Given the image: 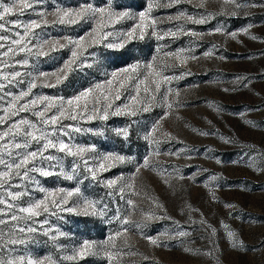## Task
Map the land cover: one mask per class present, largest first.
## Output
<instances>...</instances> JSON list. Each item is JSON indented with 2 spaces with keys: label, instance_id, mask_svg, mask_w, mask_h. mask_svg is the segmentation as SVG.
Here are the masks:
<instances>
[{
  "label": "rangeland",
  "instance_id": "obj_1",
  "mask_svg": "<svg viewBox=\"0 0 264 264\" xmlns=\"http://www.w3.org/2000/svg\"><path fill=\"white\" fill-rule=\"evenodd\" d=\"M81 2L83 0H59L61 6H76ZM90 2L100 4L101 0ZM262 2L264 0H252L255 4ZM115 3L122 7L130 6L134 11L147 10V0H115ZM45 7H52L50 0ZM222 7L232 9L233 4L224 5L223 0H203V4L202 0H182L174 7L154 10V16L164 17V21L158 24L159 29L175 31L177 27L183 26L195 31L197 35L177 32L175 38L166 36L164 40L159 41L155 37L146 36L143 41L136 40L129 45L136 59L142 64L152 62V57H157L158 64L169 66L168 75L188 73L170 83V87L179 90L178 96L173 94L168 97V101L174 104L172 109H167L163 104L157 106L154 101L148 112L131 118L136 123L132 126L133 135L127 142L111 133L106 139L77 135L78 143H94L99 153L114 152L130 158V162L117 164L109 171L98 174L99 180L122 177L121 183L134 185V190H125V199H132L136 208L128 217L130 223L126 227L130 231L117 240L118 247H122L125 241L127 247H123L124 254L114 264H264V169L259 167L264 164V7L246 8L245 14L237 16L223 15ZM179 10L194 16L211 13L212 17L205 24H193L183 18L178 21L168 20L167 14H179ZM27 11L28 14L21 19L37 18L31 10ZM11 18L16 19L15 16ZM134 23L132 20H124L116 24L115 28L128 29ZM221 25L225 26V34L212 31ZM93 26L81 22L76 25H50L37 31L45 32L50 37L76 38L85 35ZM246 28L247 32L243 31ZM231 32L236 33L235 37L226 34ZM253 36L256 39H252ZM162 45L167 47L158 51V46ZM188 48L193 49L197 58L190 59L185 64L165 55ZM209 49L214 50V55L203 56L202 53ZM89 51H103L109 55L108 72L119 71L132 62L116 59L119 53H111L99 47ZM69 57V49L65 48L47 57L29 59L30 65L36 64L41 71L51 73L59 69ZM24 58V53L15 57L17 60ZM15 70L23 73L31 71V67H17ZM140 71L143 72L144 69L141 68ZM236 77L241 79L237 80ZM245 77L247 86H243ZM105 79L104 69L72 71L68 79L55 88L38 86L33 90V97L47 95L54 98H71L82 89ZM25 87L26 84L19 85V89ZM19 89L10 87L7 91L17 92ZM122 92L125 97L135 94L128 90ZM126 102V99L116 101L118 104ZM216 107L221 110L216 111ZM257 108L259 111H248ZM51 111L54 109L50 110L49 114ZM21 116L36 119L30 112H22L13 119L18 120ZM157 122L159 127L154 136L162 141L161 155H153L152 147L143 139L146 132ZM98 123H85L82 126L96 127ZM129 123L128 117H113L108 121V126L120 127ZM4 128L6 129L7 125H4ZM202 132H210L212 135L203 136L200 134ZM225 140H231L232 143H225ZM177 150L179 158L167 154ZM241 153L245 156L242 157ZM248 154H252L254 163L245 159ZM189 155L191 158H188ZM146 158L149 159L150 167H142L137 173L138 163H142ZM181 175L183 179L179 178ZM212 175H215L217 180L210 182ZM38 178L49 189L63 187L71 190L79 186L85 196L110 203L113 210L117 206L122 210L128 208L119 197H108L109 190L97 181H92L90 176L81 185L57 177ZM209 183L215 187H206ZM42 195L39 192L33 193L35 198ZM212 196L215 199H212ZM72 199L75 200L76 197ZM114 199L117 203H112ZM156 200L166 209L165 217L147 221L145 227L136 229L132 222H142V213L155 211L157 214H163V210L155 206ZM226 204L232 207H225ZM111 215L110 211L109 216ZM62 216V220L56 216L49 217V220L53 229H60L69 234L58 241L64 245L63 250L58 249L52 241L39 236V243H28L27 247L16 246L17 255H51L53 258L70 255L73 246L81 244L84 240L104 244L108 236L120 227L118 222L107 223L96 216H77L69 213H63ZM205 218L218 230V235L211 238L215 241L211 255L203 254L211 247L207 239L208 233L203 231L200 225V221ZM174 222L183 226L189 234L184 237L158 235L174 231ZM229 229L235 232L241 245L235 249L227 237ZM145 237L157 238L164 246H153ZM185 249L194 251L185 252ZM62 264L74 262L63 261ZM78 264L109 262L100 255L89 256Z\"/></svg>",
  "mask_w": 264,
  "mask_h": 264
},
{
  "label": "snow or ice",
  "instance_id": "obj_2",
  "mask_svg": "<svg viewBox=\"0 0 264 264\" xmlns=\"http://www.w3.org/2000/svg\"><path fill=\"white\" fill-rule=\"evenodd\" d=\"M50 2L51 8L45 7L48 0H0V264H62L63 261L78 264L80 260L89 256L100 255H103L109 264H114L124 254L123 247H127L126 241L122 247H118L117 240L130 231L126 227L130 223L128 217L131 212L136 211V208L132 199H125V190H134V185L121 183L122 177L99 180L98 174L109 171L117 164L130 162V158L114 152L99 153L94 143H78L77 135L106 139L111 133L127 142L133 135L132 126L136 123L131 118L142 112H148L154 101L157 106L163 104L167 109H172L174 104L168 101V97L173 94L178 96L179 90L170 87V83L188 73L168 75L169 66L164 63L158 64L157 57H152V62L142 64L136 59L129 45L136 40L143 41L146 36L155 37L159 41L164 40L166 36L175 38L177 32L191 35H197V33L183 26L177 27L175 31L158 28V24L164 21V17L154 16L153 11L174 7L182 0H147V10L137 11L130 6L122 7L116 4L115 0H101L100 4L83 0L76 6H61L59 0H50ZM223 4H233L232 9L222 7V14L226 16L245 14L244 9L250 7H264V2L255 4L252 0H223ZM27 10H31L37 18L21 19L28 14ZM14 16L16 19L11 18ZM211 17V13L194 16L186 14L184 10H179V14H167L170 21L183 18L193 24H205ZM124 20H132L135 23L128 29H116L115 25ZM81 22L94 26L85 35L76 38L50 37L45 32L37 31L50 25H76ZM250 27L251 25L248 26ZM212 31L225 34V26L221 25ZM243 31L247 32V28ZM226 34L232 37L236 35L235 32ZM252 39L256 37L253 36ZM98 47L111 53H119L116 59L132 62L119 71L108 72L109 55L103 51L99 53L89 51ZM163 47L167 45L158 46V51ZM65 48L69 49V59L51 73L41 71L36 64L30 65L31 57L36 59L47 57ZM20 53H24L26 58L15 59ZM165 55L179 60L180 64L197 58L192 48L180 49L178 52ZM202 55L211 57L214 55V50H206ZM28 66L31 67V71L22 73L15 70L17 67ZM92 68H96L97 71L104 69L106 79L82 89L71 98H54L47 95L33 97V90L38 86L55 88L63 84L72 71ZM141 68L144 69L143 72L140 71ZM243 79L245 81L243 86H247V77ZM22 83L26 84V87L19 89ZM10 87L19 90L7 91ZM122 90L132 91L135 94L125 97ZM225 91L230 90L225 89ZM28 97L33 98L27 99ZM122 99H126L127 102L116 103ZM52 109L54 111L49 114ZM220 110L216 107V111ZM248 111H259V109ZM22 112H30L36 119L22 116L18 120L13 119L20 116ZM113 117H128L130 123L126 126L110 127L108 121ZM95 122H99L96 127L82 126L85 123ZM248 123L252 124L251 121ZM4 125H7L6 129ZM252 126L255 127L254 124ZM158 127L159 122L153 124L143 137L152 147L153 155L163 154L160 148L162 141L154 136ZM200 134L212 135L210 132ZM225 143H232V141L225 140ZM167 154L179 158V150ZM240 155L245 156L244 153ZM188 158L191 156L189 155ZM245 159L254 163L252 154H248ZM142 167H150L148 158L138 163L136 172L138 173ZM259 167L264 169V164ZM89 176L92 181H97L109 190L108 197H119V200L124 201L128 208L122 210L117 206L113 210L110 203L85 196L79 186L71 190L63 187L49 189L38 178L57 177L65 181H75L77 185H81ZM179 178L183 179V176ZM216 180L215 175L210 177V182ZM206 187L211 188L215 185L209 183ZM35 192L42 193V197L35 198L33 196ZM73 197L76 199L73 200ZM211 198L215 199L214 196ZM112 203L117 201L114 199ZM154 203L157 208L163 210V214H157L155 211L142 213L144 217L142 222H132L136 229L145 227L147 221L165 217L166 209H163V205L158 200ZM225 207L230 208L232 205L226 204ZM110 211L111 216H109ZM63 213L96 216L107 223L118 222L120 227L108 236L104 244L84 240L81 244L73 246L70 255L56 258L51 255L35 257L27 253L17 255L16 246L27 247L28 243H39V236L52 241L58 249L63 250L64 245L59 244L58 241L69 234L60 229H53L49 220L51 216L62 220ZM41 216L44 218L40 219ZM200 225L202 230L208 233L207 239L211 246L203 254L211 255V248L215 247V241L211 238L218 235V230L206 218L200 221ZM188 234V230L176 223L174 231L158 235L184 237ZM227 237L234 249L241 246L235 232L231 229L228 230ZM145 238L153 246H164L157 238ZM190 251L194 250L185 249V252Z\"/></svg>",
  "mask_w": 264,
  "mask_h": 264
}]
</instances>
